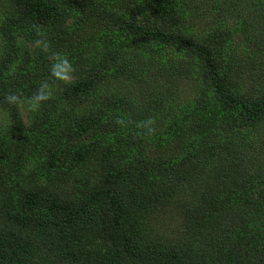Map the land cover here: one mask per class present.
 <instances>
[{
  "label": "trees",
  "instance_id": "trees-1",
  "mask_svg": "<svg viewBox=\"0 0 264 264\" xmlns=\"http://www.w3.org/2000/svg\"><path fill=\"white\" fill-rule=\"evenodd\" d=\"M0 264H264V0H0Z\"/></svg>",
  "mask_w": 264,
  "mask_h": 264
},
{
  "label": "clouds",
  "instance_id": "clouds-1",
  "mask_svg": "<svg viewBox=\"0 0 264 264\" xmlns=\"http://www.w3.org/2000/svg\"><path fill=\"white\" fill-rule=\"evenodd\" d=\"M36 39L33 41L35 48L40 49L43 52H50V41L46 37V33L39 26H34ZM51 64L49 70V78L45 81H41L37 90L30 96L24 97L22 93L10 92L4 96L3 102L9 106H17L24 108L28 111L36 113L40 110L42 105L53 98V83L59 82L65 85L73 82V74L75 68L67 55L58 52H51L50 55ZM123 124L124 121H117ZM155 120L149 118L145 121L139 122L136 126L138 128L146 130L150 135L155 134Z\"/></svg>",
  "mask_w": 264,
  "mask_h": 264
},
{
  "label": "rangeland",
  "instance_id": "rangeland-1",
  "mask_svg": "<svg viewBox=\"0 0 264 264\" xmlns=\"http://www.w3.org/2000/svg\"><path fill=\"white\" fill-rule=\"evenodd\" d=\"M201 22V21H200ZM185 86V84H182ZM22 121L24 119L22 118ZM179 218L176 214L169 211H163L153 222L151 227L155 229L156 231H162L163 235L168 236L171 229H176L179 227Z\"/></svg>",
  "mask_w": 264,
  "mask_h": 264
}]
</instances>
